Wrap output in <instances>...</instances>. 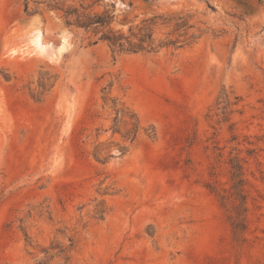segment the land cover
<instances>
[{
  "label": "rangeland",
  "instance_id": "rangeland-1",
  "mask_svg": "<svg viewBox=\"0 0 264 264\" xmlns=\"http://www.w3.org/2000/svg\"><path fill=\"white\" fill-rule=\"evenodd\" d=\"M26 1L0 0V264H264V0H99L178 39L137 53Z\"/></svg>",
  "mask_w": 264,
  "mask_h": 264
},
{
  "label": "trees",
  "instance_id": "trees-1",
  "mask_svg": "<svg viewBox=\"0 0 264 264\" xmlns=\"http://www.w3.org/2000/svg\"><path fill=\"white\" fill-rule=\"evenodd\" d=\"M87 0H80L78 3L73 0H52L48 5L55 10L63 11L65 23L68 26L84 28L86 31H92L99 34V38L94 43L102 40L106 42L114 53H137L140 51H156L163 46L176 45L178 39L162 40L156 43L154 29L144 23L138 25L137 29L130 28L129 33L122 32L112 26V16L108 12H99L89 10L99 0H93L90 4H85ZM42 2V1H38ZM28 9V0L26 1V10ZM38 8L34 9L36 12ZM178 29L185 27L186 23H178ZM234 188L240 205L245 203V194L243 185V166L235 159L233 165Z\"/></svg>",
  "mask_w": 264,
  "mask_h": 264
},
{
  "label": "bare ground",
  "instance_id": "bare-ground-1",
  "mask_svg": "<svg viewBox=\"0 0 264 264\" xmlns=\"http://www.w3.org/2000/svg\"><path fill=\"white\" fill-rule=\"evenodd\" d=\"M39 44H40V42H39Z\"/></svg>",
  "mask_w": 264,
  "mask_h": 264
}]
</instances>
